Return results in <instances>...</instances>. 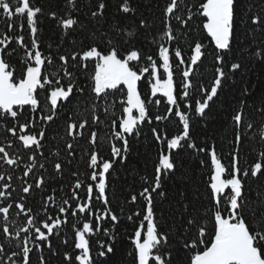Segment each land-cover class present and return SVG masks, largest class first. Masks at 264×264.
Here are the masks:
<instances>
[{
    "label": "trees",
    "instance_id": "trees-1",
    "mask_svg": "<svg viewBox=\"0 0 264 264\" xmlns=\"http://www.w3.org/2000/svg\"><path fill=\"white\" fill-rule=\"evenodd\" d=\"M9 2L13 8L19 5V0H9ZM100 2L105 4L103 15L92 17L91 13L98 11ZM123 2L124 0H75L73 6L68 0H30L31 6L42 9L37 17L39 50L53 61L51 65L46 61L42 69L43 75L53 81L60 79L63 86L70 82L74 83L76 89L68 101H58L55 117L50 122L40 120V116L50 112L48 95L52 90L51 87L46 86L43 90H37L40 109L35 112L31 107L23 109L21 117L18 118L19 122L33 120L31 134L45 131L43 146L39 150L24 148L18 136L25 133L13 136L8 131L9 127L18 128V123L10 117L6 120L0 118V147L17 160V164L8 165L3 159V153H0V175L5 178L0 180V191H5L6 184L10 185L6 189V198L0 197V207L13 205L7 219L3 213H0V247L4 249L0 252V264H22L23 241L28 236L35 235L33 229L28 233L19 231L22 227H27V217L15 207V204L22 203L26 210L31 209L29 215L34 218L37 225L42 224L46 216H60L56 205L66 199L72 205L83 203L87 197V185L94 183L89 178V173L92 171L89 167L90 153L95 151L100 158L108 160L111 159V145L121 146L113 136L112 122L116 121L118 124L125 118L123 108L126 104L122 102L126 100V88L121 86L115 91L109 90L102 98L96 97L92 91L95 60L81 61L79 55L75 61L70 59L72 55L82 54L91 46H98L104 52L114 46L122 55H126L127 51L133 48L140 51L141 61L132 64L137 69L149 67V73L144 74L142 80L138 82V91L146 101L152 119V123L146 120L139 126V135L128 137L129 151L125 154L126 160L123 162L116 160L107 175L106 195L109 200L107 207L119 217V222L113 226L110 220L102 221L103 227L110 230L109 235L105 236L101 232L88 237L95 264H134L131 255L134 252L132 239L135 230L142 222V217L129 220L128 216L145 208L146 202L139 193L152 181L160 153L163 151L168 154L166 143H158L151 129L157 128L168 138L182 132V125L174 115L166 121L155 120L156 115L165 114L167 105L166 98L151 97L149 81H152V77L147 56L151 55L158 63H162L158 55L161 45L170 49V57L173 58V78L178 92L182 91L181 73L186 65H179L178 60L174 59L175 48L179 47L185 61H188L194 42L198 41L204 45V55L190 77L193 83V87L189 89L190 97L187 101L180 100L178 103L181 110L190 115L192 140L197 148L202 147L206 151L199 152L197 149L188 148L185 144L183 148L172 152L176 167L174 171L162 177L161 188L157 190L163 191L165 195L161 197L153 193L158 231L167 233L169 237L167 245L162 246L160 252L171 254V264H190L191 256L203 250V245L196 249L184 246L185 241L191 243L197 238L198 226L206 227L204 237L206 241H211L214 236V220L210 211L214 202L209 197L210 177L213 174L209 155L211 148L214 146L222 163L229 166L231 154L237 148L235 135L239 131L242 136L238 152L239 167L243 170L259 162L258 154L264 151V140L260 139V134L264 133V112L258 111L264 102V57L254 53L264 50V29L253 25L251 17L254 15L264 17V0H236L234 37L231 51L224 55L225 64L222 67L227 71L233 62H239L242 67L235 74L229 73V78L224 81L223 88L219 90L218 97L210 105V109L206 110L204 117L196 116L192 109L184 108L185 103L194 105L195 100L201 99L197 89L201 85L210 87L215 68L218 66L214 63V55L217 51L215 45L202 27L206 18L198 15L201 0H178L175 14L168 18L175 36V40L171 42L164 36L166 19L164 10L170 0H128L129 7L133 9L129 13L120 10ZM189 9L193 14V20L188 25H183L175 19V16L179 15L186 20ZM52 13L56 14V19L52 18ZM67 18L75 19L78 23L70 29H64L60 21ZM141 20L146 22L145 27L140 26ZM9 24L13 26L11 31ZM20 36L24 37V44L30 51L31 35L26 16L14 14L8 17L0 11V39L7 37L11 41L0 55L15 70L16 80L22 77L27 60L25 48L17 42ZM108 41H112V44L110 45ZM3 47L4 45H0V48ZM61 55L69 57L66 66L59 60ZM84 64H87L86 68L82 66ZM63 67L72 73L71 81L64 76ZM159 71L163 79L162 67ZM81 88L83 92L77 90ZM245 89L248 90V96L244 95ZM156 98L162 101L159 107L147 103L149 99ZM241 101L246 102L243 107L244 122L239 129H236L232 117L241 109ZM133 114L137 113L134 111ZM96 117L99 119L93 122ZM84 122H87L84 129L78 128L73 135H69L68 124ZM249 123L253 125L251 129L247 128ZM93 132L97 134L96 144L90 142ZM69 143L73 145L71 150L67 148ZM69 152L72 154L70 155ZM32 156H35V161L30 159ZM33 163L34 167H32ZM56 163L62 165L61 173L55 171ZM28 167H32V171L28 176H24ZM227 176L226 173L225 178ZM41 178L44 184L40 188L33 187L27 194L23 192L24 187L29 184L34 186ZM146 179L149 183L145 182ZM243 179L244 202L249 220H252L255 215L253 210L264 209V177ZM77 180L82 181L84 185L79 190H75L78 192L79 201L70 199ZM96 195L98 193L94 189L93 207L95 210H103L105 206L95 199ZM133 195L137 196L136 203L131 202ZM49 196H53L54 201H48ZM45 203L48 204L46 213L43 209ZM226 207V204L223 205L222 210ZM70 213L71 210L66 217H62L67 223L54 229L47 242L35 241V244L41 245L40 250L35 248L33 242H29L28 246L32 249L30 264H40L41 256L44 257L46 264H69L64 259L65 253L71 254L73 258L78 254L79 250L74 247L73 226L81 227L86 219L94 221V217H87L86 214L73 217ZM189 219L195 220L196 224L189 225L187 223ZM144 223L146 225V222ZM4 226L9 228L10 235L6 236L3 233ZM98 241L110 244L113 252L105 257H99ZM48 243L51 244V248L48 247ZM72 264L78 262L73 259Z\"/></svg>",
    "mask_w": 264,
    "mask_h": 264
},
{
    "label": "snow or ice",
    "instance_id": "snow-or-ice-1",
    "mask_svg": "<svg viewBox=\"0 0 264 264\" xmlns=\"http://www.w3.org/2000/svg\"><path fill=\"white\" fill-rule=\"evenodd\" d=\"M68 3L75 5V0H68ZM236 0H201L198 8V15L206 18L203 22V30L207 33V36L211 38V41L215 45L217 50L214 55V63L218 65L215 68V74L210 87H204L201 85L197 90L200 92L201 99L195 100V104L185 103V109H192L196 116L204 117L206 110L210 109V105L215 102L218 97V92L224 86V81L229 78V73L235 74L241 69L242 65L239 62L231 63L227 71L222 65L225 64L224 55L231 51V43L234 37V23H235V8ZM178 8V0H170L169 4L165 8V32L164 36L168 41L175 40L172 26L168 20L175 14ZM105 4L100 2L98 4V11L91 13L92 17L103 15ZM120 10L124 13L133 11L129 7L128 0L120 6ZM0 11L8 17H12L14 14L26 16L27 27L30 29L31 35V50H28V46L24 44V37L17 38V42L21 47L25 48L27 60L26 67L23 71V75L19 80L14 78V69L6 62L2 55H0V118L5 120L10 117L13 121L18 123L17 127H9L8 131L13 136H18V133H25L19 135L18 139L22 142V145L26 149L39 150L42 145V140L45 137V131H39L37 134H31L30 129L34 126L33 120H25L23 123L19 122V117L23 113L25 106H31L33 112L40 109V102L37 95L38 89H45L46 86L51 87L52 90L48 95L50 100L51 109L48 114L40 116V120L44 122H50L55 117V110L59 100L68 101L69 97L73 95L76 85L74 83H68L66 86L61 85L60 79H50L48 76L43 75L42 69L47 64L53 63L50 57H45L39 50L40 44L37 36V17L42 12L39 7H33L30 4V0H19V5L15 8L12 7L9 0H0ZM52 18L56 19V14L52 13ZM175 19L180 21L183 25H188L193 20V14L189 9V15L186 20H183L181 16L176 15ZM78 23L77 20L72 18L63 19L60 21L62 28L70 29ZM251 23L253 25L260 26L264 29V17L260 15H254L251 17ZM141 27L146 26V22L141 20ZM12 25L9 24V31L12 30ZM23 28V25H21ZM129 35H132L129 33ZM11 41L5 37L0 39V45H4L0 48V53H4L8 44ZM111 45L112 41H108ZM204 45L201 42H194L192 46V54L188 61H185L182 50L179 47L175 48L174 59L178 60L179 65H186L182 71L181 88L182 91L178 92L176 84L174 82V73L172 67V57H170V49L161 45L158 49L159 61L153 59V56H147V60L150 62L152 81H149L151 86V97H157L159 94L161 97L166 98L165 114L156 115L155 120L157 122L166 121L170 116L178 118L179 123L182 125V132L175 135L172 138H168L166 134H162L157 128H152L151 131L158 143H166L168 154L163 151L159 155V162L154 170V177L149 183L147 179L146 183H149L148 187H144L139 193V196L146 202L145 208L136 211L133 215L128 216L129 220H133L134 217H142V222L134 232V238L132 244L134 246L133 256L134 264H171V254H162L160 249L162 246L168 243V234L158 231V225L156 223V217L154 212V197L153 193H157L163 197L165 193L163 191L158 192L161 188L162 177L166 176L170 172L174 171L176 165L172 152L183 148L186 144L188 148L197 149L199 152H205V148H197V145L190 136L191 121L188 112L181 110L178 103L180 100L187 101L190 97L189 89L193 87L190 77L193 74L194 68L201 61L204 55ZM81 61L95 60V71L92 76L93 87L92 91L96 97L102 98L108 93L109 90L115 91L120 89L121 86L126 88V106L123 108L124 119L118 124L116 121L112 122L113 136L120 142L121 146L116 144L111 145V159L104 160L100 158L99 154L95 151L90 153L89 167L92 171L89 173V178L93 181V184H88L86 191L87 197L83 203L70 204L69 200H63L59 205H56L60 216H46L44 222L37 225L34 218L29 214L31 209H25V205L22 203L15 204V207L23 213L27 219V227H22L19 231L28 233L30 229L34 230V237L28 236L23 241L22 247V264H30V252L32 249L28 246L29 242H33L37 250L41 249L40 244H35V241L47 242L49 236L54 233V229H58L62 224L67 223L66 217L71 210L73 217L78 214H86L87 217H94L92 219H86L82 223L81 227L73 226L75 229L74 247L78 251V254L73 256L65 253L64 259L72 264L73 259L78 264H95L92 249L90 246V239L88 237L103 232L105 236L109 235L110 230L103 227L102 221L110 220L115 226L119 222V217L115 215L110 208H108L109 200L106 195L107 187V175L113 168L116 160L123 162L126 160V153L129 151V136L139 135V126L146 120L148 123H152V119L149 116L146 101L142 99L141 94L138 91V82L142 80L144 74L149 73V67L135 68L132 62H140L142 59L139 50L131 49L127 51L126 55H122L116 47H110L107 52L99 49L98 46H91L88 50L83 51L82 54H75L70 57L71 60H77V56ZM254 55L264 57V50L254 53ZM59 60L63 62V65H67L69 57L61 55ZM30 61L31 63H28ZM87 67V64L82 65ZM163 69V76L159 68ZM64 76L68 77L69 81L72 80V73L67 71L66 67L62 68ZM154 81V82H153ZM53 84L55 86L53 87ZM83 92V89H77ZM244 95L248 96V90H244ZM161 99H149L147 103H153L157 107L161 104ZM245 101H241V109L237 110L232 119L236 129L243 124V107ZM42 110V109H41ZM134 111L137 113L134 115ZM258 111L264 112V102H262ZM99 117H96L93 122H96ZM87 122L75 124H68L69 135H73L76 130L84 129ZM253 125L247 124V128L251 129ZM118 129V130H115ZM260 139L264 140V133L260 134ZM242 136L239 131L235 135V144L237 145L234 153L231 154V162L229 166L222 163L218 157L215 147L213 146L209 151L211 158V166L213 174L210 177V193L209 197L214 202L213 209H210L212 213V219L214 220V236L211 241L204 239L206 235V227L198 226V236L193 239L191 243L185 241L184 246L189 249H196L198 246L203 245L202 251L195 252L191 256L190 264H264V209L253 210L255 215L252 220H249L247 214V206L245 204L244 197V179L245 177L257 178L264 177V151L258 154V161L251 165L249 168L241 169L239 167V145L241 143ZM92 144L97 142V134L91 133ZM68 149H72L73 145L69 143ZM0 153H3V159L8 165L17 164V160L9 156L3 147H0ZM71 155L72 153L69 152ZM35 161V156L30 157ZM35 164L33 163L32 167ZM32 167H28L24 172V176H28L32 171ZM43 167V165H41ZM57 173L62 172V165L56 163L54 165ZM228 174L225 178V174ZM75 175V174H74ZM4 176L0 175V180H4ZM10 179V178H9ZM44 184V180L39 179L33 186L29 184L22 190L24 193H29L33 187L40 188ZM83 182L77 180L74 184V191L71 200L79 201L78 192L83 187ZM10 185H5V191H0V197L6 198V189ZM94 189L97 191L95 199L99 200L105 206L103 210H95L93 207V193ZM48 201H54L53 196L47 197ZM137 196L131 197V202L136 203ZM227 205L223 208V205ZM67 206V207H65ZM13 207L12 204H8L6 207H0V213L4 214L7 219L9 210ZM45 213L48 209V204L43 205ZM226 213V215L224 214ZM146 222V225L145 223ZM189 225H195L196 221L189 219L187 221ZM146 227V231H145ZM46 230V232L44 230ZM3 233L8 236L10 230L7 226L3 227ZM143 234V236H142ZM17 238H19V232H17ZM114 239V237H112ZM67 243V241H65ZM99 251L97 255L99 257H105L107 254L113 252V247L110 244H106L102 241H98ZM48 247L51 248V244L48 243ZM4 249L0 247V252ZM16 255V253H13ZM40 264H46L43 256L39 258Z\"/></svg>",
    "mask_w": 264,
    "mask_h": 264
},
{
    "label": "rangeland",
    "instance_id": "rangeland-1",
    "mask_svg": "<svg viewBox=\"0 0 264 264\" xmlns=\"http://www.w3.org/2000/svg\"><path fill=\"white\" fill-rule=\"evenodd\" d=\"M162 71H163V69H162ZM161 78H162V76H161ZM157 96H160L159 94H157Z\"/></svg>",
    "mask_w": 264,
    "mask_h": 264
},
{
    "label": "water",
    "instance_id": "water-1",
    "mask_svg": "<svg viewBox=\"0 0 264 264\" xmlns=\"http://www.w3.org/2000/svg\"><path fill=\"white\" fill-rule=\"evenodd\" d=\"M25 107H31V106H25Z\"/></svg>",
    "mask_w": 264,
    "mask_h": 264
}]
</instances>
